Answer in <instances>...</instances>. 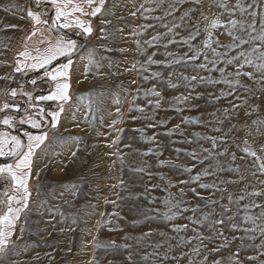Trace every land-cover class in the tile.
I'll list each match as a JSON object with an SVG mask.
<instances>
[{
    "label": "rangeland",
    "instance_id": "374dc122",
    "mask_svg": "<svg viewBox=\"0 0 264 264\" xmlns=\"http://www.w3.org/2000/svg\"><path fill=\"white\" fill-rule=\"evenodd\" d=\"M230 2L235 3V0H230ZM210 3L211 0H204L203 10L209 19H212L214 18L212 13L219 15L221 10L214 5L210 8ZM141 4H144L146 8L154 7L153 4L145 3V0H107L106 10L92 21L93 35L85 37L87 46L82 54L74 59L71 81L72 104L65 106V113L62 115L58 127L48 133V139L41 146V149L37 150L34 159L32 179L30 180L32 211L24 214L17 225L15 235L11 238L13 243L10 245L7 254L14 256L12 264H89L93 255L100 261V264H108L109 261H112V264H126L124 257L127 255V250L95 249L93 247L94 236L98 237L101 242L115 241L117 244H132L134 252L141 254L151 253L156 243L169 241V237L172 238L169 242L176 245L179 236L187 238L193 233L188 231L177 234L172 231L171 226L172 224L188 223L187 217L193 215L191 211L183 213L171 222L152 213H149L151 219L146 220L143 214L149 209H160L163 212L165 210L162 203L163 199L167 197L168 192L173 193L177 198H181L180 188L184 189L183 199L187 202L186 206L189 208L197 204L201 206L200 212L196 213L197 217L201 213L209 211L219 213L221 210L218 205L205 207L206 200L201 201L195 197L190 189L195 188L204 197L218 200L222 204L229 203L227 198L231 194L234 202L229 205L231 212L228 215H235L236 218L233 223L238 224L241 229L255 227L251 222H245L244 217L246 214L258 216L261 210L251 208L246 213L243 205L252 200L257 203L264 202V197L247 196V192L264 187L259 183V180H264V176H259V179L251 176V171L255 170L251 167L255 158L247 157L242 151L246 135V129L242 128L245 119L243 113L241 112L239 118L234 117L231 121H225L223 125L215 123L210 116V113L228 107L232 97L209 103L207 93L215 92L218 94L220 89H226L227 86L224 84L197 85L196 91L205 93V95L202 99L194 101L199 105V108L194 110H187L184 105H177L174 100V97L186 95L189 90L188 83L180 80L181 74L184 76L199 74L219 79L220 73L218 71L205 72L199 69L197 65L200 61L174 65L170 68L156 64L147 66L149 70L143 75L150 76L151 72L157 71L162 74L159 78L147 81L141 78V73L138 71L140 64L144 63L147 57L153 53H156L153 59L163 61L171 59V57L165 56L166 51L177 55H182L188 51L186 44H170L168 49H164L159 44L149 47L144 41L151 40L157 34L163 35L173 24H180L181 27L175 28L173 33L164 37L160 43L167 42L170 38L177 41L181 38H187L189 33L193 31L192 24L199 13L181 21L179 17L182 13L189 7H194L185 3L177 5L178 10L166 17H164V8L167 7V4L151 13L141 15L143 11L141 10L137 12L136 17L129 15L130 12L136 11ZM109 10L115 15H110ZM259 10L257 9V11ZM157 16L164 18L157 20L154 18ZM236 18H241L239 13L236 14ZM102 19L112 21L107 26L112 36L107 40L100 39L99 29ZM221 19H226V17H221ZM203 23L206 22H201V28ZM116 28H122L123 33L116 32ZM257 28H259V24H257ZM132 32H139L142 35H128ZM203 38L202 33L192 43L197 47H202ZM35 39L34 37L33 41ZM137 40L141 42L140 50L137 49L135 43ZM221 40L223 43L229 42L227 37H221ZM32 43V41L28 42L29 48H31ZM24 47L25 44L20 51H23ZM244 48H250V45H245ZM93 49L96 53L95 59L99 61L101 67L99 69L92 67L85 75V67L88 61L81 57H85ZM106 49H111V51H106ZM235 54L236 52L230 53V55ZM134 64L136 69H133ZM219 67H227L228 71L235 70L234 65L220 64ZM126 69L132 70L126 71ZM244 71H253V69L246 66ZM18 76L22 75L18 74ZM241 80L243 83L252 84V81L248 80L247 77H241ZM170 81H179V87L171 88L169 86ZM153 87L163 97L162 106L159 110H155L147 104L148 99H156L145 96V91ZM137 89L140 91L137 92ZM80 96H83L84 99L78 100L77 97ZM136 96H139V99L135 103L145 108L144 114L136 111L129 112L133 97ZM117 99L120 100L119 106L124 114L123 122L117 125V128L124 129L122 134L108 128L112 120L117 119ZM177 108H184L185 110L178 111ZM219 114L217 111V115ZM144 115L152 118L145 119ZM132 116L137 117V119H131ZM186 118L199 119L202 123H183L182 121ZM252 119H255V116ZM248 123L251 121L249 120ZM149 124H154L155 127H148ZM232 124H235L236 128L240 130H233L229 133L230 139L227 146L229 152L236 154L237 160L232 162L228 155L219 157L218 159L226 171L219 173L217 177L204 176L201 181L195 182L192 177L201 172L205 165H197L189 173L172 167L171 164L164 166L159 164V161L163 160L191 167L195 161L185 153L199 151L201 145L211 147L210 142L198 139L195 134L200 133L204 137L221 136L223 133L214 131V127H220L223 132H227ZM176 125H180V128L169 135L170 130L174 129ZM180 132H183V135H180ZM117 135H120L119 144L109 146ZM148 137H155V140H148ZM248 140L258 154L264 155L259 151L260 144H264V139L253 140L252 137H248ZM188 141L192 142L188 143ZM118 149L124 159L123 165L116 155H109L116 153ZM178 149L180 151H177ZM149 150H153L157 154L146 155ZM72 152H76V155L72 156ZM240 157L245 158L240 159ZM113 161H115L114 166ZM145 165L148 167L144 173H137L132 170L145 167ZM236 165L240 166V173L245 179L238 184L220 183L221 180L238 179L237 174L227 171L228 168ZM148 172H151L152 175L149 176ZM121 178L125 182L126 189L110 187L116 185ZM180 180L188 183L179 184L178 181ZM168 182L175 184L176 187L168 188V192L163 191L162 189L167 187ZM212 182H217L220 188L227 190L216 192L212 196L213 190L198 187V183ZM153 185H157V187L153 188ZM241 189H246V191L242 193ZM72 191L77 192V195L72 196L70 194ZM61 193L64 195L61 196ZM117 193L122 198L118 201V205L105 203L106 199L117 200ZM241 194H244L246 199L240 201L239 204L235 203L236 197ZM151 197L157 198L155 203H149ZM37 201L43 204L39 211L35 208ZM113 211L119 212L124 218L118 221L122 230H110L112 225L98 230L97 222L101 220V214H108ZM107 218L105 215V219ZM215 218L213 216V219ZM136 221L139 223H135ZM149 230L152 231V235L144 237L139 244L135 239L125 240L126 236L141 237ZM201 231L205 235L209 234L206 225ZM224 231L225 235L229 237V247L214 254L216 259H223L226 264L231 254L240 247L241 240H231V237L235 235L245 237L243 240L245 246L240 249V256L244 259L245 264H260V261L264 260V256L259 255L261 251H264L259 247L261 243H264V236H261L258 231L255 233H244L239 230L232 232L227 226H224ZM160 232H164L165 235L161 236ZM249 235L255 236L256 239L247 240L246 237ZM21 236L22 238H19ZM192 244H196V241H193ZM191 246L177 247L171 254L178 255L181 251L188 252ZM166 247L167 244H165ZM163 250L160 249V251ZM4 256H0V260ZM248 256H254L257 259L248 261L246 259ZM133 259L136 264H145L140 255H134ZM194 259L199 260L200 258L194 257ZM167 264H175V262L168 261ZM180 264H187V258L180 261Z\"/></svg>",
    "mask_w": 264,
    "mask_h": 264
},
{
    "label": "snow or ice",
    "instance_id": "6c2138e0",
    "mask_svg": "<svg viewBox=\"0 0 264 264\" xmlns=\"http://www.w3.org/2000/svg\"><path fill=\"white\" fill-rule=\"evenodd\" d=\"M31 3L34 7L25 8L15 3H10L7 7H4L5 12H11L19 19L31 21L32 28L24 37V50L17 54V57L13 60V64L8 65L6 61H0V65H5L12 69L11 73L0 75V80L7 82L8 85L0 88V97L4 98L3 101H0V126H2L0 127V159L5 161L4 163H0V183L3 184L2 190H0V256L6 255L10 250V245L13 243L11 238L17 231L19 221L24 214L32 211V189L30 185L32 168L37 150L41 149V146L48 139V131L46 129L57 128L62 115L65 113V106L72 104L71 81L74 64L73 57L79 54L82 49L77 40L69 37L66 31H72L76 35L84 37L92 36L94 32L92 21L106 10L107 0H31ZM145 3L153 4L154 7L146 8L144 4H141L136 11L130 12L129 15L136 17L137 12L141 10H143L141 15L151 13L167 4V7L164 8V17H166L178 10L177 5L188 3L194 7L186 9L179 19L185 21V18H191L195 13H199V16L192 24L193 31L189 33L187 38H181L179 41L170 38L167 42L160 43L164 37L173 33L175 28L181 27L180 24H173L163 35L157 34L151 40L144 41L149 47L159 44L164 49H168L170 44H186L188 45V51L182 55L166 51L165 56L171 57V59H165L163 61L153 59V56L156 55V53H153L147 57L144 63L140 64L138 71L141 73V78L147 81L149 79L159 78L162 75L158 71L151 72L150 76L143 75V73L149 70L147 66L153 64L170 68L174 65L200 61L197 65L199 69L205 72L218 71L220 73L219 79H213L199 74L191 76L181 74L180 80L188 83L189 90L186 95L182 94L181 96L174 97V100L177 105L182 104L187 110H194L199 108V105L194 103V101L202 99L205 95V93L196 91L197 85H226L227 88L220 89L218 94L215 92L207 93L209 103L232 97L229 100L228 107L217 110L220 113L219 115H217V111H214L210 113V116L215 123L223 125L225 121H231L234 117L239 118L241 112L243 113L245 119L243 120L242 128L246 129V135L243 141L244 147L242 151L247 157L255 158L251 166L255 170L251 171V176L257 179H259V176H264V155L258 154L251 147L248 140V137H252L253 140L257 138L264 139V114H262V111H264V0H235V3H231L230 0H211L209 7L211 8L214 5L221 10L219 15L212 13L214 17L212 19H209V16L203 10L204 0H145ZM257 9L260 10L257 11ZM237 13L240 14L241 18H236ZM109 14L115 15L111 10H109ZM164 17L157 16L154 18L161 20ZM221 17H226V19H221ZM202 21L206 23H203V27L201 28ZM111 23L112 21L109 19L101 20V27L99 29L101 33L100 39L107 40L112 36V33L107 28ZM257 24H259V28H257ZM18 27L15 24L4 25L5 30ZM20 30L23 31V29ZM115 31L123 33L122 28H116ZM202 33L204 36L201 41L202 47H197L192 42L200 37ZM128 35H142V33L132 32ZM176 35H179V33H176ZM34 37L36 39L33 41ZM221 37L229 38V42L223 43ZM29 41L33 42L31 48L28 46ZM135 43L137 49L140 50L141 42L137 40ZM245 45H250V48H244ZM4 47L7 48V45ZM106 51H111V49H106ZM232 52H236V54L230 55ZM95 54V49H93L85 57H81L88 61L85 67V75L92 67L97 69L101 67L99 61L95 59ZM61 58H66V62L57 63ZM220 64L226 66L234 65L235 70L228 71L227 67H219ZM246 66L251 67L253 71H244ZM133 69H136L135 64L133 65ZM131 70L126 69V71ZM29 73H38V75L28 81V85L32 89L31 91L26 90L24 85H19V87L11 86L16 82V74L26 76ZM241 77H247L248 80L252 81V84L243 83ZM40 83L48 85L46 92L39 88ZM169 86L171 88H177L179 87V81H170ZM139 91L140 89H137V92ZM145 96L155 97L156 99L154 100L148 99L147 104L155 110L161 109L163 97L155 87L146 90ZM17 97H21L22 99L18 101ZM77 99L83 100L84 97L80 96ZM137 99H139V96L133 97L129 112L136 111L144 114L145 108L135 103ZM51 103L55 104L54 108L45 106ZM116 104L117 119L112 120L108 128L122 134L124 129L117 128V125L123 122L124 114L121 112L119 99L116 100ZM176 110L183 111L185 109L177 108ZM253 116H255V119H252ZM130 118L133 120L137 119L135 116ZM144 118L151 119L152 117L144 115ZM249 120L251 123H248ZM182 122L187 124L202 123L199 119L188 118ZM209 123H212V121H209ZM24 126H27V128H24ZM148 127H155V125L149 124ZM28 128L40 130L39 134H33ZM179 128L180 125H176L174 129L170 130L169 135L175 133L176 129ZM233 130L239 131L240 129H237L236 125L232 124L227 132H223V129L220 127H214V131L223 133L221 136L204 137L200 133H196L195 135L198 139L207 140L210 142L211 147H203L201 145L199 151L186 152L185 154L195 161L191 167L173 164L163 160L159 161V164L161 166L171 164L172 167L189 173L197 165H205L201 172L196 173L192 177L195 182L201 181V178L204 176L217 177L219 173L226 171L220 163L219 157L228 155L232 162L237 160L236 154L229 152L227 146V142L230 139L229 133ZM180 135H183V132H180ZM147 139L154 141L155 137H148ZM119 141L120 135H117L109 146L117 145ZM191 142L188 141V143ZM221 148L223 150H218ZM177 151L180 150L178 149ZM259 151L260 153H264V144H260ZM148 154L157 153L149 150V153H146V155ZM75 155L76 152H72V156ZM109 155H116L121 165L124 164V159L120 155L119 149L116 153H110ZM244 158L240 157V159ZM114 165L115 161H113ZM147 167L145 165V167L134 168L132 170L137 173H144ZM227 171L237 174L238 179L221 180L220 183L238 184L245 179L240 173L239 165L228 168ZM147 174L149 176L152 175L151 172ZM161 179H164V177H161ZM178 183L186 184L188 182L180 180ZM259 183L264 185V180H259ZM110 187L126 189L125 182L122 178L116 185H111ZM152 187L156 188L157 185H153ZM171 187H176V185L168 182L167 187L162 190L168 192V188ZM198 187L200 189L213 190L211 193L212 196L216 192L227 190L220 188L217 182L198 183ZM190 191L201 201L206 200L205 207L218 205L221 211L219 213L209 211L207 213H201L197 217L196 213L200 212L201 206L199 204L191 208L186 206L187 202L183 199L185 192L183 188H180L181 198H177L173 193L168 192L167 197L163 199L162 203L165 209L163 212L160 209H149L143 215L146 220L151 219L149 213H152L171 222L178 216L183 215V213L191 211L193 215L187 217L188 223L172 224L171 228L177 234L191 231L193 233L192 236L187 238L185 236H179L176 245H172L169 242L172 239L169 237V241L156 243L151 253L143 254L134 252L132 244H117L115 241L101 242L95 236L93 237V247L106 251L127 250V255L124 257L126 264H136V261L133 259L134 255H140L141 260L145 264H167L168 261L180 264V261L185 258H187V264H225L223 259H216L214 256V254L221 252V249L229 247V237L225 235L224 226H227L232 232L239 230L244 233H255L258 231L261 236H264V202L257 203L255 200H252L250 203L243 205L246 213L251 208H259L261 211L258 216L246 214L244 217L245 222H251L255 227L241 229L238 224L233 223L236 218L235 215H228L231 212L229 205L234 202L231 194L227 198L229 203L222 204L218 200L204 197L195 188L190 189ZM245 191L246 189H241L242 193ZM37 194L39 193L37 192ZM70 194L75 196L77 192L72 191ZM60 195L63 196L64 194L61 193ZM116 195L117 200L106 199L105 203L118 205V201L122 198L119 197L118 193ZM247 196L264 197V187L247 192ZM245 199L246 196L241 194L236 197L235 203L239 204L240 201ZM156 200V197H151L149 198V203H155ZM41 207H43L42 202L37 201L35 204L36 210L39 211ZM105 215L108 217L107 219H105ZM213 216L216 218L213 219ZM122 219L124 218L116 211L108 214L102 213L101 220L97 222V229L99 230L108 225H112L113 227L110 230H122L118 223ZM257 221H260V223H257ZM135 223H139V221ZM205 225L207 226L208 235H205L201 231ZM151 235L152 231L149 230L141 237L126 236L125 240L135 239L137 244H139L144 237ZM160 235L164 236L165 233L160 232ZM19 238H22V236ZM244 239L245 237L235 235L231 237L232 241L241 240L242 243L231 254L226 264H245L244 259L240 256V249L245 246L243 243ZM246 239L253 241L256 237L249 235ZM193 241H196V244H192ZM165 244H167L166 248ZM184 245L192 246L188 252L181 251L178 255L171 254L175 248L183 247ZM209 245L212 246L210 247ZM259 247L264 249V243H261ZM160 249L164 250L160 251ZM259 255L264 256V251H261ZM194 257H199L200 259L197 260ZM246 259L253 261L257 258L248 256ZM89 264H100V261L93 255ZM108 264H112V261H109ZM260 264H264V260H261Z\"/></svg>",
    "mask_w": 264,
    "mask_h": 264
},
{
    "label": "crops",
    "instance_id": "0c3cea01",
    "mask_svg": "<svg viewBox=\"0 0 264 264\" xmlns=\"http://www.w3.org/2000/svg\"><path fill=\"white\" fill-rule=\"evenodd\" d=\"M10 3L21 5L25 8L31 7V0H0V61H6L8 65L13 64V60L17 57L18 52L24 45V37L31 31L32 23L27 19H19L11 12H5L4 7ZM6 24L18 25V28L4 29ZM20 29H23L21 31ZM7 45V48L4 46ZM11 67L0 65V75L11 73ZM18 74H16L17 78ZM8 86L7 82L0 80V88ZM3 97H0L2 101ZM14 256L6 254L1 260L0 264H12Z\"/></svg>",
    "mask_w": 264,
    "mask_h": 264
},
{
    "label": "flooded vegetation",
    "instance_id": "af4514ba",
    "mask_svg": "<svg viewBox=\"0 0 264 264\" xmlns=\"http://www.w3.org/2000/svg\"><path fill=\"white\" fill-rule=\"evenodd\" d=\"M31 5V4H30ZM32 7V6H31ZM68 32V36L69 37H71L72 39H76L77 40V42H78V44L80 45V46H82V44H83V41L86 43V46H87V41H86V39H85V37L84 36H80V35H76V33L75 32H72V31H67ZM86 46H85V48H86ZM84 48V49H85ZM83 52V51H82ZM82 54V53H81ZM80 54V55H81ZM79 55V56H80ZM78 56V57H79ZM78 57H76V58H78ZM76 58H74V59H76ZM64 62H66V61H64ZM36 75H38V73H29L28 75H26V76H29L26 80L24 79L26 76H18L17 78H16V84H15V86L14 87H19V85H24L25 86V89L26 90H29V91H31L32 89H31V87L28 85V81L31 79V78H33L34 76H36ZM39 88L40 89H42L44 92H46L47 90H48V85L47 84H44V83H40L39 84ZM4 99V98H3ZM3 99H2V101H3ZM22 98L21 97H17V100L19 101V100H21ZM46 107H52V108H54L55 107V104L54 103H51V104H46L45 105ZM0 127H2V126H0ZM24 128H27V126H24ZM28 130L29 131H31L33 134H39V131L40 130H38V129H30V128H28ZM47 131H48V133L51 131V130H53V129H51V128H49V129H46ZM21 131H23V129H21ZM5 161L3 160V159H0V163H4ZM2 187H3V184L2 183H0V190H2Z\"/></svg>",
    "mask_w": 264,
    "mask_h": 264
},
{
    "label": "water",
    "instance_id": "95a60500",
    "mask_svg": "<svg viewBox=\"0 0 264 264\" xmlns=\"http://www.w3.org/2000/svg\"><path fill=\"white\" fill-rule=\"evenodd\" d=\"M31 6H32V3H31ZM66 34H68L67 31H66ZM85 46H86V43L83 41V44H82V46H81L82 51L84 50ZM82 51H80L79 54H77L76 56H74L73 59L76 58V57H78V56L82 53ZM64 61H66V58H61V60H60V61H57V63H62V62H64ZM28 77H29V76H26L24 79L26 80ZM15 84H16V83H13L11 86L14 87Z\"/></svg>",
    "mask_w": 264,
    "mask_h": 264
},
{
    "label": "bare ground",
    "instance_id": "6f19581e",
    "mask_svg": "<svg viewBox=\"0 0 264 264\" xmlns=\"http://www.w3.org/2000/svg\"><path fill=\"white\" fill-rule=\"evenodd\" d=\"M77 72V71H76Z\"/></svg>",
    "mask_w": 264,
    "mask_h": 264
}]
</instances>
